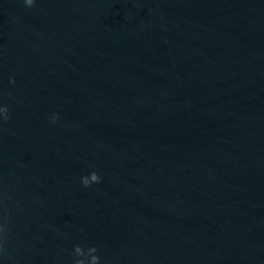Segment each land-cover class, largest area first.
I'll use <instances>...</instances> for the list:
<instances>
[{"label":"water","instance_id":"95a60500","mask_svg":"<svg viewBox=\"0 0 264 264\" xmlns=\"http://www.w3.org/2000/svg\"><path fill=\"white\" fill-rule=\"evenodd\" d=\"M5 105L0 264H264V0H0Z\"/></svg>","mask_w":264,"mask_h":264},{"label":"clouds","instance_id":"9594fccd","mask_svg":"<svg viewBox=\"0 0 264 264\" xmlns=\"http://www.w3.org/2000/svg\"><path fill=\"white\" fill-rule=\"evenodd\" d=\"M25 6L31 7L35 0H23ZM14 82V81H11ZM0 117L7 121L10 117L8 115L7 106H0ZM58 119V114H53L51 122L55 123ZM101 180L100 175L93 171L88 175L81 177V183L84 187H89L93 183H99ZM8 233L7 222H0V254L4 253L5 238ZM99 249L96 245H89L84 247L80 244L73 246V251L70 254L72 257V264H101V257L98 255Z\"/></svg>","mask_w":264,"mask_h":264}]
</instances>
